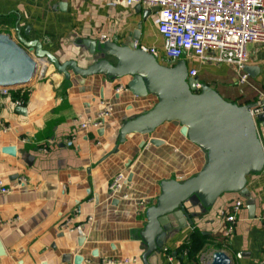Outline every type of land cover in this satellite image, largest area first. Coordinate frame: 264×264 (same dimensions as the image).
<instances>
[{
    "label": "crops",
    "instance_id": "crops-1",
    "mask_svg": "<svg viewBox=\"0 0 264 264\" xmlns=\"http://www.w3.org/2000/svg\"><path fill=\"white\" fill-rule=\"evenodd\" d=\"M136 7L119 0H0V33L36 40L55 59L36 56V47H26L38 63L34 82L0 93V183L8 189L0 191L5 252L0 264H77V255L78 264H125V258L137 259L128 264H146L145 212L156 204L162 182L184 181L207 163V150L183 135L177 120L165 121L150 133L126 130L133 118L155 107L156 94H133L129 75L112 78L103 70L84 74L70 65L88 69L97 60L83 40L121 44L136 30V47H153L159 63L167 60L156 8ZM246 52V65L257 68L254 76L247 73L245 82L239 81L240 72L232 64L182 59L187 72L196 69L199 83L242 106L264 93V44L247 43ZM118 87L122 90L116 91ZM107 105L111 115L100 128L70 133L74 118L94 117ZM256 130L264 149V122ZM5 146H14L15 154L2 151ZM118 172L125 178L111 192L108 185ZM245 187L254 199L253 217L247 197L223 191L191 217L192 223L170 230L155 255H147L148 261L170 264L171 254L180 264H198L199 255L222 250L230 264H259L264 251V167L245 176ZM237 197L244 204L233 234L224 238L221 212ZM182 244L195 253L181 250Z\"/></svg>",
    "mask_w": 264,
    "mask_h": 264
},
{
    "label": "water",
    "instance_id": "water-1",
    "mask_svg": "<svg viewBox=\"0 0 264 264\" xmlns=\"http://www.w3.org/2000/svg\"><path fill=\"white\" fill-rule=\"evenodd\" d=\"M140 6L137 4L136 9ZM146 14L148 11H144V16ZM137 32L134 31L121 44L85 39L83 43L89 46L91 55L97 54V60L88 69H78L74 62L70 65L75 72L84 74L103 70L112 78L129 75L128 88L133 94H156L158 101L155 107L147 114L133 118L127 123L126 130L150 133L165 121L177 120L182 124L180 132L207 150V163L197 175L181 182L173 179L162 182L156 204L146 209L143 238L147 251L143 259L146 264H152L147 255H155L165 243L169 231L192 223L191 217H196L199 211L210 206L223 191H238L247 197L249 217L254 216V199L245 187V176L251 171L263 169L264 149L248 110L257 102L239 106L224 100L209 85L189 77L183 60L170 67L160 64L156 55L136 47ZM26 47H36V56L46 54L55 60L41 51L36 40L27 41L20 35L16 40L7 33H0V89L27 86L34 82L38 63ZM256 68L246 65L244 71L254 76ZM60 69L63 70V67ZM257 120L264 122V107ZM151 142L157 141L151 139ZM2 151L13 155L16 148L5 146ZM186 204L198 210L189 211ZM4 253L0 242V255ZM80 258L75 256V263L78 264ZM230 261L224 251L216 250L210 264H230Z\"/></svg>",
    "mask_w": 264,
    "mask_h": 264
},
{
    "label": "built area",
    "instance_id": "built-area-1",
    "mask_svg": "<svg viewBox=\"0 0 264 264\" xmlns=\"http://www.w3.org/2000/svg\"><path fill=\"white\" fill-rule=\"evenodd\" d=\"M119 1L128 5L142 4L156 8L158 32L163 37L164 56L173 63L183 60V57L186 60L197 57L201 61L226 62L237 68L240 72L239 81L245 82L248 79V74L244 71L247 64L246 44L250 42L264 44V0ZM143 49L156 54L153 47ZM196 72L195 68H190L187 73L189 77H195ZM120 90L122 87L116 88V91ZM8 91L6 88L0 89V93L3 94H8ZM256 102L257 105L248 109L255 126L259 123L257 115L264 107L263 92L259 93ZM111 111V106L107 105L94 117L74 118L71 121L70 133L73 135L77 129L100 128L104 120L111 115ZM52 144L54 143L49 141L48 145ZM124 178L125 175L118 172L109 183L108 189L111 192L117 191ZM0 191L7 192L8 189L0 183ZM243 204V199L237 197L226 211L221 212V232L224 238H230L233 234ZM213 253L214 251L209 250L199 255L198 264H210ZM136 260L125 258L121 262L128 264ZM167 260L170 264H180L171 254L167 256ZM259 264H264V251Z\"/></svg>",
    "mask_w": 264,
    "mask_h": 264
},
{
    "label": "trees",
    "instance_id": "trees-1",
    "mask_svg": "<svg viewBox=\"0 0 264 264\" xmlns=\"http://www.w3.org/2000/svg\"><path fill=\"white\" fill-rule=\"evenodd\" d=\"M194 234H197V231H194V232L192 233V236H193ZM188 246H189V247H188ZM180 249H181V250L186 249V250L188 251V253H190V254H194V253H195V252H194V249H193V248H190V245H189V244H188V245L182 244L181 247H180Z\"/></svg>",
    "mask_w": 264,
    "mask_h": 264
},
{
    "label": "rangeland",
    "instance_id": "rangeland-1",
    "mask_svg": "<svg viewBox=\"0 0 264 264\" xmlns=\"http://www.w3.org/2000/svg\"><path fill=\"white\" fill-rule=\"evenodd\" d=\"M160 63H161L162 65H164V66H168V67H170V66L173 65V62H172V61L163 60V59L160 60Z\"/></svg>",
    "mask_w": 264,
    "mask_h": 264
}]
</instances>
